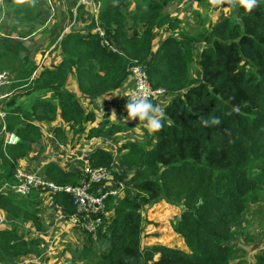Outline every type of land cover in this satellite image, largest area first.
<instances>
[{"label": "trees", "instance_id": "16d2710c", "mask_svg": "<svg viewBox=\"0 0 264 264\" xmlns=\"http://www.w3.org/2000/svg\"><path fill=\"white\" fill-rule=\"evenodd\" d=\"M95 1L98 24L115 51L101 45L92 32L95 19L89 10L87 24H72L61 35L62 27L49 25L46 0H2L0 15L8 10L22 28L10 30L16 36L0 31V70L13 73L10 87L15 88L2 104L5 126L19 137L17 144L6 145L0 137V185L15 181L17 161L42 136L32 119L53 121L59 114L72 135L90 125L87 139L144 125L107 117L94 125L96 112L86 110L67 89L73 77L81 95L97 98L120 87L130 75L129 67L139 64L151 86L170 95L161 107L163 127L154 133L145 130L144 142H125L116 161L118 172L110 151L97 147L89 154L90 165L112 169L125 189L122 197L107 199L112 214L97 229L95 240L87 236L83 256L98 243L90 264H264V250L254 253L249 263L246 252L232 243L241 234L249 238L251 233L241 227L242 216L264 191V4L249 12L233 0L234 17L223 16L208 26L200 18L196 30H181L176 36L180 19L166 10L172 0ZM77 10L74 21L82 19L83 5ZM156 29L169 34L153 50ZM43 31L49 37L47 48L56 49L60 59L40 68L10 40ZM213 116L220 119L218 125H201V119ZM51 130L65 141L63 127ZM42 173L57 184L81 181L78 170L66 171L54 162L45 164ZM40 195L36 189L25 196L0 190V209L13 222L0 228V264L40 256L39 238L25 237L17 225L29 222L38 231L44 229ZM53 198L66 215L75 212L69 194L55 193ZM160 201L180 208L170 227L185 248L169 245L171 239L157 241V225L147 220L145 211Z\"/></svg>", "mask_w": 264, "mask_h": 264}, {"label": "rangeland", "instance_id": "374dc122", "mask_svg": "<svg viewBox=\"0 0 264 264\" xmlns=\"http://www.w3.org/2000/svg\"><path fill=\"white\" fill-rule=\"evenodd\" d=\"M6 1H11L15 4H19L23 0H6ZM71 1L73 0H69V1L65 0L63 4L61 3L62 6L64 7V12H67V14H61L60 11L56 9L57 11L54 17L49 22V25L53 27H56V26L58 27V25H56V23H58L56 19L58 17L66 18L61 26L63 28L61 35L70 29L71 24L69 25V23L70 22L72 23L73 19H75L74 16L76 17L79 13L76 8L74 9V5L71 4ZM173 1L174 0H172L168 4V6L166 7V10L169 11V8L170 10H172L173 7H171V5ZM193 1H194V4L192 3ZM1 2L2 0H0V4ZM185 4H187L185 6L186 10H184L183 14L180 17H178V19H180L179 28L173 33L176 36H179L181 30L182 32L183 31L192 32L196 30L199 27L200 18H202L204 25L208 26L223 16L231 15L234 17L236 13L233 0H222V3L215 4V5L212 3V0H186V2H184V5ZM69 7L72 8V11H71L72 17H73L72 20H70L69 14H68ZM88 9L90 10L89 7ZM197 13H199V17H197L196 15ZM15 21L16 19L10 17V12L8 10L6 11L5 9H2V12L0 15V26L2 25V27L4 28L3 30H0V31L3 33H9L12 35L17 34L16 31L10 32L11 29L19 30L22 28L19 24H16ZM41 21H42L41 22L42 26L46 28V25L44 24L45 21L43 20ZM80 21L82 22L83 20L81 19ZM75 25L76 27H80L78 26L80 24H78L77 22ZM44 32L45 31L41 33L37 32L35 35H32L31 37H28L26 39L20 38L19 36L18 38L11 37L15 39H11L10 41L13 44H15V49L18 45H20L21 46L20 52L27 54L29 58H32L41 64L43 63V66H47L50 63L55 62L58 57H56L57 51H54V49L52 48H49V49L47 48L49 37H47V33L43 34ZM163 33H164V36L165 35L167 36V34H169V32L166 33L165 31H163ZM160 35H161V32L157 30L156 36L160 37ZM2 70H5V69H2ZM98 98H102V97H98ZM106 100L108 101V103L111 102V104L109 105L110 109H106V110L104 109L105 105H102L101 102H93V101H87V100L86 101L83 100L81 102L87 110L90 108V106L94 107L93 106L94 104L98 105L97 111H98V114L100 113L101 115L99 116L100 119L102 117L112 118L115 121H117L120 118L122 119L123 113H122L121 104L123 103L124 99L120 100V98H118L117 100H112V101L109 99H106ZM163 100L164 101L167 100V94L160 96L159 100H156V103L158 102L157 105H161L160 102H162ZM87 129L88 127H86V130ZM141 129L143 130L141 125H138L136 127H129L128 130L123 131L126 134L125 138H121V136L119 135L112 136L110 137V139L108 138L109 145L112 146L111 152H112V155L114 156L115 162L118 160L119 150L121 149V147L119 146L120 144H122V142L124 143V141L126 140L144 142V138H143L144 131L142 134ZM45 131L51 132L50 128L44 129L43 137H41V139L37 143V146L39 147V149H37L35 152L34 148L36 147H34V143H35L34 142L32 143L31 148L28 150V153H32V157H33L32 161L28 158L26 160H20V162L18 163V166L24 167L23 170L30 171V169H34V166H36L39 163H42V161L46 157L50 156L52 151L57 150L58 148L57 146L48 144V140L45 138ZM83 135L85 136V133H83ZM55 138L57 137L55 136ZM65 146H66V149L61 148V152H60L61 157H64L67 152L68 145H65ZM42 152H43V156H42ZM55 157L56 158L59 157V154L57 152L55 153ZM34 159H35V162H34ZM60 161H62V159ZM72 161L76 163V165L79 166L78 159H73ZM117 162L115 163V166L113 167V170H115L116 172H118L119 170V166H118L119 164ZM39 169L41 170V168ZM110 170L113 174L114 180H116L117 178L114 176L113 170L112 169ZM14 180H15V177H14ZM2 185L4 187V190L2 191L7 192L9 190L10 183L8 181H3ZM262 194L263 196L261 200L257 203L248 205L247 211L242 216V226L241 227H243L246 233L248 232L251 233L249 235V238L246 239L245 235L241 234L238 237H236V240L232 242L233 244L241 247L246 252V257L249 263L253 261L252 256L254 253L264 250V191ZM44 199L46 202V205L44 206L45 208L48 209L47 211L51 213L57 212L59 215H61L60 210L56 207L55 203H53L51 199L47 197ZM179 209L180 208H178L175 205H170L168 203L160 201L158 203H155L148 209H146L145 215H146L147 220H152L157 225L155 227L156 233L158 234V237H159L157 241L161 243H165L171 239V240H174V242L169 243V245L177 246L179 248H185L181 239L173 234L171 227H170L171 221H173L175 216L178 215ZM106 211L109 212L110 209L106 207ZM0 217L2 218L0 220V228L10 227L9 224L11 225L13 223L11 222L12 220H8L6 215L3 216L2 212H1ZM54 220H56L57 222L55 225L53 221L54 228L52 230V234L50 235V237L51 239L55 240V243H57L59 247L61 248L63 247L64 250L67 247L69 250H66L65 255H68L70 253V256L68 258L67 257L64 258L65 255L55 256V257L47 259L46 261H44L43 257L38 259V257H40L41 255L38 257H32V258L23 257L21 260H19L20 262H18L17 264H90L92 262L93 258L97 256L99 252V249H100L99 244L98 243L93 244L92 253L87 254V256L85 257L83 256L84 251L82 249V247L85 245V241L87 238V237H84V234H86L87 236L90 234L86 233L85 231L79 230V229L74 230V228H67L66 230H68V232L64 231L63 234L58 235V232L61 230L63 225L60 224L59 217H57ZM17 225H18V232L20 234H23L24 236L33 235V231H32L33 227L30 225L29 222L18 223ZM48 233L49 232H47L46 234ZM69 234H71L72 239L68 237ZM95 238L92 236V239L95 240ZM149 239L152 240V238H149ZM47 245H48V242H45L44 246L46 247ZM39 246L41 247V249L44 248V246H41L40 244ZM44 255H48V253H45ZM34 258L36 259L34 260Z\"/></svg>", "mask_w": 264, "mask_h": 264}, {"label": "built area", "instance_id": "2783aa9c", "mask_svg": "<svg viewBox=\"0 0 264 264\" xmlns=\"http://www.w3.org/2000/svg\"><path fill=\"white\" fill-rule=\"evenodd\" d=\"M79 5H83L86 9L89 7L90 10H88L93 13L95 26L92 28V32L100 37L101 45L115 51V48L105 37L103 28L98 24L96 1L78 0L75 8L77 9ZM74 22L73 19L71 25ZM129 74L132 78V85L124 92L125 100L141 95H147L149 99H157L165 94V88H154L151 86L146 71L141 65H131L129 67ZM12 82H14L13 74L8 70H0V137L2 136L4 145L17 144L19 141V137L14 132L6 130V110L2 105L3 101L8 99L15 90V88L10 87ZM90 153L89 151H84V155L78 158L80 163L77 168L81 173V181L78 184H57L43 173L16 170V181L9 185V191L25 196L30 190L36 189L45 198L47 197L53 202V195L55 193L64 192L69 194L75 205V212L66 215V220L72 225H79L86 233L95 238L97 229L107 219V199L110 197H122L125 183L120 180H114L110 168L90 165L88 161ZM57 207L59 206L57 205ZM59 208L61 209V207Z\"/></svg>", "mask_w": 264, "mask_h": 264}, {"label": "crops", "instance_id": "0c3cea01", "mask_svg": "<svg viewBox=\"0 0 264 264\" xmlns=\"http://www.w3.org/2000/svg\"><path fill=\"white\" fill-rule=\"evenodd\" d=\"M77 1L78 0H76L75 5H76ZM176 1L177 0H174L172 2L171 7H173V8H172V10H170V8H169V11L168 12L170 13L171 16H173V17H176L177 16V18H178V17H180L183 14L184 10H186V7L185 6L187 4L184 5V2H186V0H178L177 2ZM64 2H65V0H46V2H45L44 5L46 6V8L48 7V10H49V19L50 20L54 17V15H55V13H56L57 10L60 11L61 14H67V12H64V7L62 6V4ZM192 3L194 4V1ZM75 5H74V9H75ZM132 5H133V2L130 3L129 8H131ZM71 11H72V8H71ZM83 11H84V13L82 15V20L83 21L82 22L80 20H77L76 21L78 24H80V25H78V26H80L78 28H81L85 24L88 23V19H87V16H86V11L87 10H86L85 7H83ZM65 19H66L65 17H58L56 19V21L58 22L57 23L58 27H61L62 26V24L65 21ZM76 22H74L73 25L76 24ZM70 24H71V22L69 23V25ZM156 31H157V29L155 30L154 37L152 39V47H153V50L157 47L160 39H162V38H164L166 36V35L164 36L163 30L160 29L158 31L161 32V35H160V37H158V36H156ZM50 48H52V47H50ZM54 51H57V50L55 49ZM56 55H57L56 57H58V58H57V60L55 62H52L53 64H56L58 62V60L60 59V56H59V52L58 51H57ZM36 63L39 65L40 68L43 67V63L41 64V63H39L37 61H36ZM131 85H132V78L129 75L128 78L126 79V81H124L120 87L116 88L113 91L104 93L103 95L99 96V97H102V98H98V97L97 98H91V97L83 96V95H81L79 93L78 88H77V85H76V82H75V79L73 77H71L69 79V81H68L67 89L70 90L71 92H73L77 96V98L80 100V102L83 101V100L84 101L87 100V101H93V102H101L102 105H105L104 106V109L106 110V109H110L109 108V105L111 104V102L108 103V101L106 99H109V100L112 101V100H117L118 98H120V100L124 99V101H123V103H124L126 101L125 100V97H124V92L126 90H128L131 87ZM159 98H157L156 100H159ZM156 100H155V102H156ZM168 100H169V97H167V100H165V101L163 100L162 102H160L161 105H157V103H158L157 102L156 103V106L162 107L163 105H165V103ZM81 104H82V102H81ZM122 104H121V108H122ZM82 106L84 107L83 104H82ZM93 106L94 107H91L90 106L89 109H93L96 112L97 119L93 123L94 125H96L99 122V120H101L103 117L101 119L99 117L101 115H100V113L98 114V111H97L98 105L94 104ZM109 119L110 120H113L112 118H109ZM32 121L34 123H36L37 126H39V128L41 130V133H42V136L41 137H43L44 129L50 128V131L51 132L45 131V138L48 140V144L49 145H55L58 148H57V150L52 151L51 154H50V156L46 157L42 161V163H39L36 166H34V169H30L31 172H38V173H41L42 174L44 165L47 164V163H49V162L57 163L60 167H62L66 171L78 170V168H77L78 165H76V163H74L72 160L73 159L81 158L84 155L83 154L84 151L92 152L95 148L100 147V148H103V149L108 150V151L111 152L112 146L109 145V141H108V138L110 139V137L103 138V137L96 136V137H92V138L87 139V138H85V136L83 135V133H79V134H76V135H72L70 132H68V126L64 122H62V119L60 118L59 114L56 115V118L53 121H48L47 119L46 120H42V121L32 119ZM138 125L139 124L135 123L132 127H136ZM55 126L63 127L65 129L66 139H65L64 142H60L53 135L54 133L52 132L51 128L52 127H55ZM141 126L143 128V130L141 129L142 134H143V131L145 132V130H147L146 124L141 125ZM86 127L89 128L90 125H86ZM125 130H128V128L125 129ZM86 131L87 130H85V132H84L85 134H86ZM123 131L124 130H122L120 132H117L113 136L119 135V136H121V138H125L126 137V134ZM144 137H145V134L143 135V138ZM86 141H88V142H86ZM127 141H130V140H126V141H124V143L127 142ZM131 142H138V141H131ZM37 143L38 142H35L34 143V147H36V148H34L35 149V152H36L37 149H39V147L37 146ZM124 143L122 142V144H120L119 147H121ZM65 145H68L67 152H66V154H65L64 157H61V153H60L61 152V148H65L66 149V146ZM31 146H32V143L30 144L29 149L31 148ZM124 151L125 150L121 147V149L119 150V154L122 153V152H124ZM56 152L59 154V157L58 158L55 157V153ZM116 153H117V151H116ZM38 154H39V152H38ZM111 154H112V152H111ZM42 156H43V152H42ZM28 158L32 161V159H33L32 153H28L27 152L24 157L20 158L17 161V166L15 168V171L16 170H23L24 167L18 166V163L20 162V160H26ZM113 158H114V156H113ZM61 159H62V161H60ZM34 162H35V159H34ZM79 163H80V160H79ZM39 168H41V170ZM39 198H40L39 205L41 207L40 208L41 209L40 210V217H41V219L43 221L45 230L43 229L42 231H38V230H36L33 227L32 228L33 235L30 236V237H34V238L37 237V238H39V243H40L41 246H44L45 242H48V245L46 247L44 246V248L42 249V252L40 253L41 256L38 257V259H40L41 257H43L44 261H46L47 259L52 258V257H55V256H64L66 250H69L67 247L65 248V250L63 249V247L62 248L59 247V245H57V243H55V240L51 239V237H50V235L52 234V230L54 228V224L56 225V222H57L54 219H56L57 217H59L60 218V224L63 225L62 228H61V230L58 232V235L59 234H63L64 231H67L68 232V230H66L67 228H74V230L75 229H79V230H82V231H84V230L79 225H72V224H70L66 220V214L59 207L56 206L60 210L61 215H59L57 212L56 213H51V212L47 211L48 209L45 208V206H44V205H46V202H45V199H44L45 196H43L41 194ZM1 212L3 213V216L6 215V213H5L4 210L0 209V215H1ZM111 214H112V210L110 209V211L108 212L107 218H109V216ZM1 219L2 218L0 217V220ZM53 221H54V224H53ZM3 228H5V227H3ZM47 232H49V233L46 234ZM45 237H47V238H45ZM68 237L71 238V234H69ZM84 237H87V235L84 234ZM45 253H48V255H44ZM69 256H70V253L68 255H65L64 258L65 257L68 258ZM34 257H36V256H34ZM35 259L36 258H34V260ZM250 263H252V262H250Z\"/></svg>", "mask_w": 264, "mask_h": 264}, {"label": "clouds", "instance_id": "9594fccd", "mask_svg": "<svg viewBox=\"0 0 264 264\" xmlns=\"http://www.w3.org/2000/svg\"><path fill=\"white\" fill-rule=\"evenodd\" d=\"M212 3L214 5L219 4L222 3V0H212ZM259 4H264V0H239V5L249 12L255 7H257ZM167 97L170 98V95L168 94ZM152 100L155 101L156 99ZM126 101L127 103L125 105V110L127 115L126 117L122 118L123 122H127L130 120L144 122L146 124L147 130L150 133L157 132L163 127V120L165 116L164 109L154 105L147 95L136 96L127 99ZM219 123L220 119L215 116L211 117L208 120L201 119V125L203 126L218 125ZM15 172L16 171H14V177ZM0 190H4L2 184L0 185Z\"/></svg>", "mask_w": 264, "mask_h": 264}, {"label": "bare ground", "instance_id": "6f19581e", "mask_svg": "<svg viewBox=\"0 0 264 264\" xmlns=\"http://www.w3.org/2000/svg\"><path fill=\"white\" fill-rule=\"evenodd\" d=\"M20 195V194H19Z\"/></svg>", "mask_w": 264, "mask_h": 264}]
</instances>
